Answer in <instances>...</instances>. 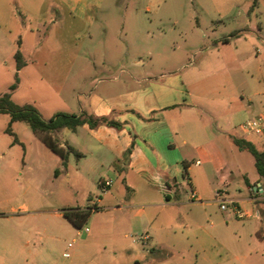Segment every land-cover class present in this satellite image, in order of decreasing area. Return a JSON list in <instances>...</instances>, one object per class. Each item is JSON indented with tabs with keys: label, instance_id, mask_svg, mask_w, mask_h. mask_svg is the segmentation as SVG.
I'll return each instance as SVG.
<instances>
[{
	"label": "rangeland",
	"instance_id": "374dc122",
	"mask_svg": "<svg viewBox=\"0 0 264 264\" xmlns=\"http://www.w3.org/2000/svg\"><path fill=\"white\" fill-rule=\"evenodd\" d=\"M146 6L149 7L148 11ZM98 12L101 19L94 23L64 21L57 28L58 25L52 26L53 22H47L52 26L51 36L46 39L47 46L42 51L35 52L33 43L38 40L43 42L42 35L22 29L18 23L16 26L15 22L10 21L9 9L0 7V94L7 91L14 81V52L21 36L23 46L19 51L22 58L27 60L31 57H46L49 65L44 69L30 68L27 70L28 75L22 74L23 82H28L20 86L15 97L18 101L22 97H28L26 99L31 101L35 99L39 107H42L40 109H43L45 117L47 111L58 106L51 100L49 88L44 84H37L35 78L38 79L39 76L50 78L53 87H58L61 96L66 98L73 86L88 93L95 86V82L89 83L96 76L108 78L110 73L119 74L118 65H114L117 55L122 56L121 60L128 72L144 71L152 75L173 66L177 61H201L208 66V71L213 72L211 82L225 78L223 86H217L216 90L222 95L234 94L229 100V112L222 106L203 105L204 108L221 117L235 112V118L229 126L234 134L247 141L248 137L258 136L254 133H249L248 136L240 125L264 114V85L261 83L259 88L257 83V78H262L259 71L264 74V0H105ZM169 15L180 18L182 29L179 30L185 34L175 35L171 32L161 40L147 36L148 29H166L171 22ZM189 15L199 18L200 29L196 28L194 19L190 20ZM160 17L163 19H159ZM37 23L41 21L32 20L31 26L35 28ZM90 24L92 27L88 30ZM233 32H238L240 39L229 47H224L223 52L220 50L217 53L216 48L205 47L221 42L222 37ZM231 38L234 39V36ZM173 44L176 46L175 51L172 50ZM196 46L202 47L201 53L194 50ZM108 48L112 51L117 48L119 52H108ZM189 48L193 50L186 52ZM135 54L143 55V60L136 66L130 62ZM103 60L113 63L110 73L104 69ZM229 61L238 63L237 67L242 71H233L230 75V71L222 73L221 69L217 70L219 66L216 63ZM246 71L249 73L246 74ZM126 76L122 74L123 78ZM228 78L232 84L226 80ZM57 79L60 84L56 83ZM104 85L107 89L113 87L102 82L98 85L99 90ZM73 108H76L75 105ZM7 123L8 115L0 114V210L21 203L42 207L45 212L39 219L33 220V223L46 227L47 241L41 246L43 250L35 254L38 244L31 242L15 246L6 236L0 243V264H65L66 261L74 260L73 256H63L67 243H72L75 249L80 250L86 240L82 236L67 233L62 227V224H67L66 221L56 217L55 213L63 211L67 206L84 207L90 195L93 199L95 195L102 196L97 176L67 182L65 169L68 165L63 170L59 164H52L54 162L48 159L51 153L40 147L41 144L33 138L27 123L20 122L19 125L12 126L22 144L13 143L12 136L4 131ZM20 126H25L30 135L23 129L25 127ZM223 142L226 140L217 141L218 145H224ZM223 161L225 165L216 166L217 172L229 180V190L236 193L233 189L238 186L246 191L240 182L242 175L250 179L257 176L251 153L235 146L225 152ZM202 167L207 174H213L210 165L203 164ZM56 169L60 170L58 178L54 176ZM190 174L193 175L191 170ZM236 180L239 182L235 183ZM223 195L226 196L225 193ZM225 205L223 211L218 204L208 207V216L200 206H184L178 211L173 208L167 214H161V218L185 226L191 208L196 215L204 214L200 226L176 228L175 234L160 231L158 239L153 243L130 242L129 238L118 245V251H115L110 260L106 257L107 251L111 249L107 242L109 230H102L100 244L91 247L86 260L94 259L97 264L103 259L109 264H264V240L256 242L252 239V228L256 227L254 218L250 221L235 216L225 219L226 214L232 213L227 202ZM148 215L154 217L153 212ZM101 216L92 217L85 224L91 233L99 228ZM260 217L264 221V214H260ZM158 220L154 222V226L158 224ZM205 257L214 262L205 260Z\"/></svg>",
	"mask_w": 264,
	"mask_h": 264
},
{
	"label": "crops",
	"instance_id": "0c3cea01",
	"mask_svg": "<svg viewBox=\"0 0 264 264\" xmlns=\"http://www.w3.org/2000/svg\"><path fill=\"white\" fill-rule=\"evenodd\" d=\"M104 2L105 0H0V7L9 9L10 21L15 22L16 26L18 23L22 29L42 35L43 42L38 40L33 43L35 52H40L47 46L46 39L51 36L52 26L58 25V28L64 21L84 24L88 21L98 22L101 19L98 11ZM146 10H149L148 6ZM169 17L171 22L166 29L161 27H155L154 31L148 29L147 36L161 40L171 32L175 35L185 34L179 30L182 29L180 18L170 15ZM189 19H194L196 28L200 29L199 18L196 15H189ZM4 20L6 22V18ZM32 20L41 21V23H37L33 28ZM47 22H53L52 26H49ZM88 27L89 30L92 25ZM257 27L261 28L260 25ZM22 37H19L17 41L19 50L23 46ZM239 39L238 33L234 39L230 37L227 42L212 43L205 47L216 48L219 53L220 50L223 52L226 47ZM199 46H196L194 50L201 53L202 47ZM175 48L173 44L172 50L175 51ZM191 48L186 52L193 50ZM108 52L119 51L117 48L113 51L108 48ZM142 56L135 54L131 57V64L136 66L140 60H143ZM39 58L31 57L24 60L25 65L17 72L19 83L11 93V99L18 104L32 102L42 114L43 109H40L42 107H39L35 99L31 101L26 99L28 97H22L18 101L15 97L20 86L28 82V80L23 82L22 74L26 76L30 68L44 69L49 65L46 57ZM121 59L122 56L117 55L114 62V65H118L119 74H111L113 63L110 60L106 62L103 60L104 69L110 73L108 78L96 76L89 83L95 82V86L88 93L73 86L66 98L61 96L58 87H53L50 78L45 79L42 76L35 78L37 84H44L49 88L51 100L56 102L59 108L47 111L46 117L42 114L44 118H49L59 111L74 114L85 112L95 116H107L121 124L119 128L104 124L90 128L85 123L77 126L75 130L62 128L50 133L59 146L64 148L70 146L81 154L75 156L69 153L65 160L51 151L38 134L32 132L33 138L42 145L40 147H44L51 153L50 157L46 156L47 154L44 156L54 162L52 164H59L63 170L66 164L68 165L65 169L67 182L97 176L98 185L102 191V196L95 195V199L91 195L88 196L89 201L84 207L78 205L66 207L81 209L92 207L81 229L74 227L64 218L62 211L55 213L56 217L66 221L67 224H62V227L67 233L82 236L84 241L86 240L80 250L75 249L72 243H67L63 253L67 251L68 257L73 256L74 260L66 261L65 264H97V261H93L94 259L87 261L86 258L89 256L88 253H91V247H95L97 243L100 244L102 230H109L107 242L111 249L107 251L106 257L110 260L118 251V245L129 238L130 242L153 243L158 239L160 231L164 234L170 232L175 234L176 228L190 227V225L194 228L199 227L204 214L196 215L191 208L200 206L207 216L209 215L208 207L218 204L220 209V204L215 198L217 191L225 193V199L232 210L231 214H226L225 219L235 216L250 221L254 218L256 227L252 228V239L256 242L263 241L264 221L256 216L257 213L264 214L262 179L258 173L251 179L242 175L240 182L243 183L246 191L235 186L233 190L236 193H233L229 190V180L219 174V171L217 172L216 166L225 165L223 161L225 152L236 146L233 137H242L234 134L233 129L229 128L232 119L235 118V112L221 117L207 111L203 106H222L229 112L231 109L229 100L234 94L222 95L216 90L217 86H223L225 78L221 77L211 82L213 72L208 71V66L201 61L197 63L177 61L173 66L163 68V71L152 75L144 71L128 72ZM216 64L219 66L217 70L221 69L222 73L230 71L231 75L233 71L240 70L237 67L238 63L233 61ZM123 73L127 75L124 78ZM245 73L248 74L249 71ZM259 74L262 76L261 79L257 78L260 88L261 83L264 85V74L261 71ZM226 80L232 84L229 78ZM56 81V83L60 82L59 79ZM102 82L109 83L113 87L107 89L104 85L103 89L99 90L98 85ZM20 122L22 121L13 122L12 126L15 127ZM23 129L30 135L26 127ZM222 139L226 142H223L224 145H218L217 141ZM18 140L23 143L20 139ZM248 140L258 150H264V135L248 137ZM88 161L90 163H86ZM203 164L210 165L213 174H207L202 167ZM190 170L193 175L190 174ZM55 175V178H58L60 170L56 169ZM238 182L235 181V183ZM257 188H259L258 192H256ZM191 191L195 193V198H191ZM184 206L191 207L185 226L176 224V221L170 223L160 216L172 211L173 208L178 211ZM236 209L246 215L239 217ZM44 212L42 207L27 203L9 205L1 209L0 243L7 236L15 246L31 244V242L38 244L35 254L43 250L41 246L47 241L46 227L33 223V220L39 219ZM149 212H153V218L148 215ZM97 215H102L101 222L97 231L91 233L85 224ZM157 220L158 224L154 226ZM69 243L70 246H68ZM28 251L31 253L30 249ZM205 260L214 262L208 257H205ZM99 264L109 263L103 259Z\"/></svg>",
	"mask_w": 264,
	"mask_h": 264
},
{
	"label": "trees",
	"instance_id": "16d2710c",
	"mask_svg": "<svg viewBox=\"0 0 264 264\" xmlns=\"http://www.w3.org/2000/svg\"><path fill=\"white\" fill-rule=\"evenodd\" d=\"M238 35V32H233L226 37L220 39L221 42H227L231 37ZM15 68L14 81L8 86V90L0 94V114L9 115V121L5 128V132L12 136L13 143H19L16 133L12 129V123L15 121H22L27 123L33 133L38 134L41 141L54 153L58 154L63 160H65L69 153H73L75 156L81 154L74 148L67 146L66 148L59 146L56 139L52 138L50 133L61 130L62 128H68L75 130L77 126L87 124L90 128H95L101 124L107 126H113L119 128L121 124L116 120L107 116H95L88 113H67L56 112L49 118H44L37 107L31 103L18 104L11 99V93L17 88L19 83L18 70L25 65V61L21 56L19 49L14 52ZM233 142L240 150H247L254 158V166L263 181L261 186L264 192V150H258L250 141H247L241 137H233ZM259 188L256 189L258 192ZM96 209V208H93ZM92 207L87 208H66L62 211V215L66 218L74 227L80 228L87 220Z\"/></svg>",
	"mask_w": 264,
	"mask_h": 264
},
{
	"label": "built area",
	"instance_id": "2783aa9c",
	"mask_svg": "<svg viewBox=\"0 0 264 264\" xmlns=\"http://www.w3.org/2000/svg\"><path fill=\"white\" fill-rule=\"evenodd\" d=\"M240 126L243 128L245 134L254 133L257 135H264V114L257 115L253 119L248 120L246 123H243ZM223 194V191H217L215 193V198L220 203V209L222 210L226 208L225 203H228ZM191 198H195V193L193 191H191ZM235 211L239 217L246 215L238 209H236ZM256 216L260 217L259 213H257ZM85 230H87V228H85ZM68 246H70V243L68 244ZM63 256L68 257L69 253L66 251L63 253Z\"/></svg>",
	"mask_w": 264,
	"mask_h": 264
},
{
	"label": "water",
	"instance_id": "95a60500",
	"mask_svg": "<svg viewBox=\"0 0 264 264\" xmlns=\"http://www.w3.org/2000/svg\"><path fill=\"white\" fill-rule=\"evenodd\" d=\"M137 264V263H136Z\"/></svg>",
	"mask_w": 264,
	"mask_h": 264
}]
</instances>
